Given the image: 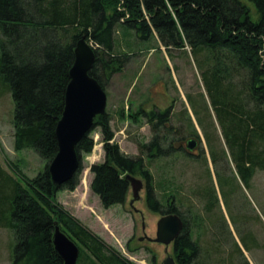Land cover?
<instances>
[{
    "label": "trees",
    "instance_id": "16d2710c",
    "mask_svg": "<svg viewBox=\"0 0 264 264\" xmlns=\"http://www.w3.org/2000/svg\"><path fill=\"white\" fill-rule=\"evenodd\" d=\"M247 4L255 7L256 21ZM118 29L122 39L146 42L152 38L166 52L188 48L207 57L210 64L216 63L220 70L214 74L215 95L219 99L213 103L224 112L220 116L229 126L226 132L236 159L253 166L243 177L250 181L255 171L264 170V0H0V84L13 100L14 151L31 150L46 163L34 178L11 162L7 161L10 174L0 166V228L14 236L10 264H62L52 244L55 226L78 247L76 264H133L56 198L59 192H73L78 186L82 158L94 147L91 133L95 129L100 131L104 160L90 166V190L102 207L124 203L129 190L126 175L141 178L148 210L162 216L175 214L183 221L173 244L175 264L212 261L198 242V215L190 210L187 219L171 194L161 205L144 157L120 150L106 111L95 118L89 134L75 147L79 166L73 178L59 187L51 181L48 166L58 151L55 128L64 108L76 43L84 37L91 46L94 63L88 74L106 91L132 55L115 51ZM233 69L244 72L237 84L240 88L233 94L221 92L222 80L233 83ZM173 114L172 108L129 115L133 122L144 120L153 134L149 142L138 146L148 161L176 151L177 140L167 141L161 136L163 130L166 135L176 131L178 141L182 140L181 126L170 127ZM232 247L229 258L216 264H249L238 245Z\"/></svg>",
    "mask_w": 264,
    "mask_h": 264
},
{
    "label": "rangeland",
    "instance_id": "374dc122",
    "mask_svg": "<svg viewBox=\"0 0 264 264\" xmlns=\"http://www.w3.org/2000/svg\"><path fill=\"white\" fill-rule=\"evenodd\" d=\"M247 5L252 20L256 21L255 7ZM120 33L118 29L115 51L132 55L122 72L112 77L105 91L114 142L123 153L144 157L162 206L171 194L175 206L187 219L190 210L198 215V242L212 257L210 264L220 262L221 258L228 259L233 243L249 264H264V170L255 171L250 181L243 177L247 171H253V166L236 159L226 132L229 126L220 116L224 112L213 103L214 99H219V94L215 95L214 74L220 68L188 48L166 52L155 39L137 42L132 37L122 39ZM233 70V83L227 85L222 80L221 92L233 94L235 88H240L237 84L243 80L244 72ZM217 76L222 77V74ZM172 108L170 127L181 126L184 140L195 131L199 138L198 150L186 151L185 141H178L176 131H167L168 136L163 130L161 136L167 141L177 140L176 151L169 157L148 161L147 153L142 154L138 146L149 142L153 134L144 120L133 122L129 115L142 110ZM12 114L11 94L0 84V166L10 174L7 161L11 162L28 178H34L44 170L46 163L31 150L14 151ZM91 137L94 147L82 158L79 184L73 192H59L56 196L59 204L133 264H162L167 257L174 259L172 244L165 247L146 239L140 241L143 237L155 239L156 223L162 217L146 207L145 183L141 178L135 177L143 188L140 199L132 205L130 188L123 204L108 209L92 194L89 169L101 163L104 154L99 129H95ZM13 247V233L0 228V264L11 263ZM233 257L235 262H240L237 256Z\"/></svg>",
    "mask_w": 264,
    "mask_h": 264
},
{
    "label": "water",
    "instance_id": "95a60500",
    "mask_svg": "<svg viewBox=\"0 0 264 264\" xmlns=\"http://www.w3.org/2000/svg\"><path fill=\"white\" fill-rule=\"evenodd\" d=\"M94 63V52L82 37L74 49V62L69 71V83L64 94V108L55 128L57 154L48 166V172L53 185L59 187L66 184L76 174L79 166L75 151L76 145L91 131L96 117L106 111L107 97L105 91L96 80L89 76ZM193 146L188 145V149ZM126 181L132 193V201L140 199L143 184L131 175H126ZM183 230V221L175 214L162 216L156 223L155 239L147 237L149 242L168 247L174 244ZM52 244L55 254L62 264H76L79 249L58 226H55ZM162 264H175L167 257Z\"/></svg>",
    "mask_w": 264,
    "mask_h": 264
},
{
    "label": "flooded vegetation",
    "instance_id": "af4514ba",
    "mask_svg": "<svg viewBox=\"0 0 264 264\" xmlns=\"http://www.w3.org/2000/svg\"><path fill=\"white\" fill-rule=\"evenodd\" d=\"M182 140H184L183 137H182ZM182 140L180 142H182ZM184 141H185L184 148L186 149V151L198 150L199 138L196 135H194L193 133L190 134L187 138H185ZM188 145L193 146V148L192 149H188ZM130 204H131V202H130Z\"/></svg>",
    "mask_w": 264,
    "mask_h": 264
}]
</instances>
